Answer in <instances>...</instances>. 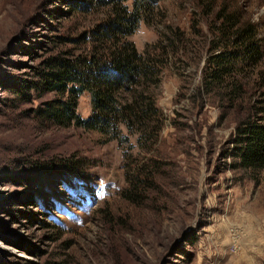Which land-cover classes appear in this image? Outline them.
<instances>
[{
	"label": "rangeland",
	"instance_id": "rangeland-1",
	"mask_svg": "<svg viewBox=\"0 0 264 264\" xmlns=\"http://www.w3.org/2000/svg\"><path fill=\"white\" fill-rule=\"evenodd\" d=\"M77 2L0 0V264H264V170L234 168L231 139L244 113L205 93L201 72L222 6L257 26L264 53V0H160L145 14L129 38L140 54L170 29L187 54L162 72L164 122L148 143L125 127L120 143L34 114L55 95L24 84L58 48L81 50L71 41L108 16L77 11ZM261 71L264 61L241 76L249 102L262 91ZM91 111L85 94L77 113Z\"/></svg>",
	"mask_w": 264,
	"mask_h": 264
},
{
	"label": "trees",
	"instance_id": "trees-1",
	"mask_svg": "<svg viewBox=\"0 0 264 264\" xmlns=\"http://www.w3.org/2000/svg\"><path fill=\"white\" fill-rule=\"evenodd\" d=\"M159 1L78 0L77 11L103 8L108 9V16L83 34L82 40L71 41L80 42L81 50L70 44L67 47L71 48H58L38 70L36 80L24 84L29 93L55 95L35 110L36 117L52 127L68 129L74 125L98 131L120 143L126 141L121 127L138 135L139 142L157 139L164 120L156 107V90L169 61L177 54L180 59L187 55L186 41L179 30L170 29L167 37L159 36L156 44L140 54L129 38ZM238 12L233 7L219 8L217 36L201 67L203 89L212 93L223 109L244 113L237 119L230 153L236 160L234 168L259 174L264 170V72L258 73L262 91L254 102H249L241 76L246 68L255 72L264 61V53L257 26ZM85 94L90 96L92 107L87 119L77 113L79 99ZM63 165L71 163L65 160ZM141 184L138 177L132 181L136 190Z\"/></svg>",
	"mask_w": 264,
	"mask_h": 264
}]
</instances>
